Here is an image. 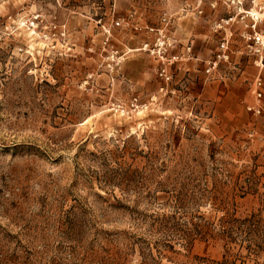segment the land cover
<instances>
[{
	"label": "rangeland",
	"instance_id": "374dc122",
	"mask_svg": "<svg viewBox=\"0 0 264 264\" xmlns=\"http://www.w3.org/2000/svg\"><path fill=\"white\" fill-rule=\"evenodd\" d=\"M252 22L227 0H0V264H264Z\"/></svg>",
	"mask_w": 264,
	"mask_h": 264
},
{
	"label": "built area",
	"instance_id": "2783aa9c",
	"mask_svg": "<svg viewBox=\"0 0 264 264\" xmlns=\"http://www.w3.org/2000/svg\"><path fill=\"white\" fill-rule=\"evenodd\" d=\"M230 1L233 4H236L237 7V13L240 14L242 12L249 15L253 22L251 24H247V26H250L252 29V32L246 33L245 38L251 43H249V46L255 50V52H261L262 49H264V34L261 33L259 30H257V24L259 22V18L256 13L253 12V9L245 10L243 9V4L245 0H227ZM254 2V0H252ZM264 13V8H262ZM233 18H229L226 22H230ZM241 19H244V16H241ZM117 25L121 24V21H116ZM229 46L228 41H223L220 45V51L217 54L216 58L214 60L209 61V66L207 68V72H211L213 69H215L219 62L223 59L228 60L230 58L229 54ZM256 62H259V64L264 67V55H260L259 58L256 59ZM162 76H164L166 79H169L170 76L166 74L165 72L161 73ZM256 94H257V103L256 104H249L247 109L251 111L254 114H261L264 112V102H263V90H264V78L262 76H258L254 82Z\"/></svg>",
	"mask_w": 264,
	"mask_h": 264
},
{
	"label": "crops",
	"instance_id": "0c3cea01",
	"mask_svg": "<svg viewBox=\"0 0 264 264\" xmlns=\"http://www.w3.org/2000/svg\"><path fill=\"white\" fill-rule=\"evenodd\" d=\"M189 47H190V45H188ZM191 48H192V46H191ZM183 49H185V48H183ZM193 56H197V58H201V57H203V58H206V56L208 55H206V53L205 52H202V51H200L199 49H196L194 52H193V54H192ZM196 58V59H197Z\"/></svg>",
	"mask_w": 264,
	"mask_h": 264
}]
</instances>
